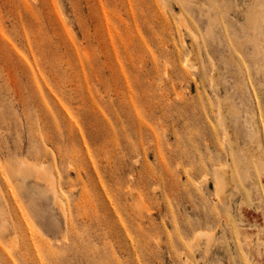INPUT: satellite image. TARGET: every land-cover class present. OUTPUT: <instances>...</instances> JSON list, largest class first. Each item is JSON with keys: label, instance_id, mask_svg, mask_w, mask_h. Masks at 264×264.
I'll return each instance as SVG.
<instances>
[{"label": "rangeland", "instance_id": "374dc122", "mask_svg": "<svg viewBox=\"0 0 264 264\" xmlns=\"http://www.w3.org/2000/svg\"><path fill=\"white\" fill-rule=\"evenodd\" d=\"M0 264H264V0H0Z\"/></svg>", "mask_w": 264, "mask_h": 264}, {"label": "bare ground", "instance_id": "6f19581e", "mask_svg": "<svg viewBox=\"0 0 264 264\" xmlns=\"http://www.w3.org/2000/svg\"><path fill=\"white\" fill-rule=\"evenodd\" d=\"M195 37H196V35H194ZM187 59V60H186ZM185 60L186 61H188L187 63H189L191 60H189V57H187ZM185 64H186V62H185ZM188 66H189V64H188ZM194 67V65H192V68ZM227 168V167H226ZM221 171H223V167L222 168H219L218 169V174L216 175V178H217V188H218V190L220 191V192H222L223 191V188H224V185L226 184V182H225V180H226V178H225V173L224 172H221ZM52 191L55 193V191H54V188L52 187ZM56 194V193H55ZM57 197H58V195H57ZM58 198H60V197H58ZM61 200V199H60ZM198 245V244H197Z\"/></svg>", "mask_w": 264, "mask_h": 264}]
</instances>
